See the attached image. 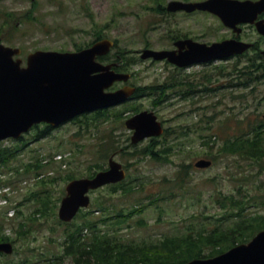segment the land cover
<instances>
[{
	"label": "rangeland",
	"instance_id": "374dc122",
	"mask_svg": "<svg viewBox=\"0 0 264 264\" xmlns=\"http://www.w3.org/2000/svg\"><path fill=\"white\" fill-rule=\"evenodd\" d=\"M168 1L0 0V42L22 48L24 60L36 49L73 51L95 35L107 36L116 41L111 56L128 53V83L138 88L137 96L99 117L87 113L36 137L45 126L40 124L22 142H1L23 149L9 163L11 170L0 166L1 182L7 183L0 187V233L14 244L11 254L0 255V264H74L65 253V233L85 219L121 241L148 243L225 229L241 216H264V158L239 155L234 146L236 152L219 150L227 138L250 134L264 119V78L246 71L262 55L254 49L185 68L141 59L135 51L145 46L169 48L186 36L212 42L233 33L210 13H169ZM240 37L264 48L254 26H245ZM154 85H164L165 95L146 88ZM134 107L153 110L164 126L154 137V158L134 154L150 138L126 147L132 132L125 120ZM110 156L127 169L132 190L113 192L104 185L90 193L79 216L62 224L58 207L69 176H89L107 167ZM200 158L211 165L196 167ZM129 208L128 217L119 214ZM210 248L205 245L203 253Z\"/></svg>",
	"mask_w": 264,
	"mask_h": 264
},
{
	"label": "water",
	"instance_id": "95a60500",
	"mask_svg": "<svg viewBox=\"0 0 264 264\" xmlns=\"http://www.w3.org/2000/svg\"><path fill=\"white\" fill-rule=\"evenodd\" d=\"M167 9L208 10L217 14L224 24L239 33L240 22L254 23L257 31L264 35V0H202L183 2L172 0ZM114 42L103 38L91 46L74 51L58 52L36 50L27 55L26 66L20 58L14 59L20 48L0 43V139L18 137L33 123L46 121L56 126L84 111L105 108L126 100L135 88L126 85L114 91H105L116 80H127L129 73L116 72L112 66L102 64L97 55L107 53ZM178 44L189 46L183 56L174 50L144 49L141 57L155 59L167 57L178 65L207 61L244 52L251 44L237 39H226L210 45L200 44L191 39ZM125 124L134 129L133 143L149 136L159 135L163 128L153 111L143 110L129 117ZM210 160L199 159L198 167H207ZM125 177L122 164L109 158V168L97 172L93 177L76 178L66 184V195L58 210L64 221L71 220L81 206L89 204L87 192L106 183L116 182ZM11 242H0V252L11 253ZM171 264V263H159ZM175 264H264V230L259 231L246 243L237 244L225 252L209 258H195Z\"/></svg>",
	"mask_w": 264,
	"mask_h": 264
},
{
	"label": "trees",
	"instance_id": "16d2710c",
	"mask_svg": "<svg viewBox=\"0 0 264 264\" xmlns=\"http://www.w3.org/2000/svg\"><path fill=\"white\" fill-rule=\"evenodd\" d=\"M257 59H261L262 61L258 63L251 62L253 69L249 65L246 71L252 74L258 72L254 75V78L258 76L264 78V56L257 57ZM122 69L126 70V66H123ZM146 88L151 91H163V94L166 91L164 85H154ZM155 102L158 101L155 100ZM108 111L99 110L94 113V117H99ZM134 111H136V108ZM48 129V126L41 128L36 137L47 135ZM250 132V134H243L235 140L227 138L219 150L221 152H236L232 148L234 146L239 152V155H246L254 159H263L264 119L261 123L255 124ZM130 146L127 145L126 147ZM153 146H156V140L154 138L144 148L135 150L134 154H150L154 158L156 155H154ZM20 150L21 148L19 146H2L0 142V166L8 165L11 159L16 158ZM30 166L36 168L33 163ZM70 178H73V176H69L68 179ZM0 184L6 183L1 182ZM111 188L113 192L121 189L124 193H127L133 187L131 183L123 181L119 184L112 185ZM44 203H48V201H44ZM121 211L122 209L119 210L121 216L128 217L133 210H129L127 214ZM240 214L241 210L237 215ZM85 227L90 229V233L87 235L82 233ZM95 227V220L85 219L84 222L76 224L74 229L68 231L66 229V245L64 249L66 254H70L73 257L74 264H155L160 262L186 261L198 256H211L227 249L237 242L247 241L255 232L263 229L264 216H241L239 220L233 222L225 229L214 230L207 234L199 233L197 236H170L157 242L148 243L124 242L121 239L111 236L107 232H101L100 229H96ZM0 238L8 239L7 236L2 234ZM205 245L211 247V251L206 254L203 253Z\"/></svg>",
	"mask_w": 264,
	"mask_h": 264
},
{
	"label": "flooded vegetation",
	"instance_id": "af4514ba",
	"mask_svg": "<svg viewBox=\"0 0 264 264\" xmlns=\"http://www.w3.org/2000/svg\"><path fill=\"white\" fill-rule=\"evenodd\" d=\"M214 16H215V15H214ZM186 37H188V36H186ZM186 37H180V38L174 39L173 42H175L176 40L179 41V40H181V38H186ZM189 37H190V36H189ZM230 37H237V36L234 35V33H232V34H230L229 36H227V37H225V38H230ZM225 38H223V39H225ZM194 39H195V38H194ZM198 39H199V38H196L195 40H198ZM198 41H201V40H198ZM173 42H172V46L169 47V48H174V47H175ZM207 43H209V42H207ZM187 49H188V45L185 44L184 47H182V48L179 49V50H176V53L178 54L179 52H186ZM180 50H181V51H180Z\"/></svg>",
	"mask_w": 264,
	"mask_h": 264
}]
</instances>
